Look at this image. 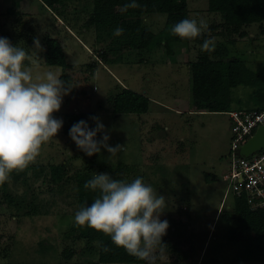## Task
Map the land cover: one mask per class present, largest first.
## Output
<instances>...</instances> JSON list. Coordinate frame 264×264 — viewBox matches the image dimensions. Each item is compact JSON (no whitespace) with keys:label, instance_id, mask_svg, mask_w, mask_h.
Masks as SVG:
<instances>
[{"label":"rangeland","instance_id":"374dc122","mask_svg":"<svg viewBox=\"0 0 264 264\" xmlns=\"http://www.w3.org/2000/svg\"><path fill=\"white\" fill-rule=\"evenodd\" d=\"M92 5L93 0H68L58 7V14L46 11L39 0H0V37L27 51L30 59L25 64L34 77L49 70L61 75V68L49 65L45 54V39L58 40L72 65L74 87L63 97L55 118L94 112L108 130V144L122 146L114 155L102 148L95 163L121 167L125 181L142 178L166 199L160 217L169 222L162 237L166 247L156 250L155 264H264L236 260L238 249L226 239L224 212L234 204L231 196L224 198L222 180L231 154L230 111L192 109L190 64L199 59L203 43L175 45L166 56V14L159 13L145 16L144 24L160 45L151 53L123 48L120 52L110 39L109 44L98 41L94 29L87 27ZM187 6L190 19L208 25L201 37L215 42L210 59H240L253 70L264 66V23L240 27V37L226 28L220 14L207 12L208 0H187ZM104 49L110 62L99 56ZM221 49L226 55L221 56ZM124 88L149 98L146 113L113 112L112 98ZM252 89L235 88L229 109L253 107ZM58 165H63L61 179L51 173ZM94 172L88 156L62 128L41 146L34 163L15 171L5 187L12 202L0 193V264L98 262V243L68 242L79 210L75 177ZM223 198L225 204L219 208ZM67 246L74 250L68 262L62 259Z\"/></svg>","mask_w":264,"mask_h":264},{"label":"trees","instance_id":"16d2710c","mask_svg":"<svg viewBox=\"0 0 264 264\" xmlns=\"http://www.w3.org/2000/svg\"><path fill=\"white\" fill-rule=\"evenodd\" d=\"M39 1L46 11L50 9L54 13L60 14L58 7L68 0ZM127 2L128 0H93L92 11L88 15L87 27L90 26L94 29L98 41L108 42L110 39L117 49L123 48L124 50H139L151 53L155 46L160 45V43L157 40L158 36L146 28L144 17L159 13L166 14L167 30L165 34L163 33L162 39L166 56L172 54L171 48L175 45L191 41L203 43L205 40L201 36L193 40H182L171 34L170 29L174 24L183 19H190L187 0H137L141 5L139 8H130L125 11L124 5ZM207 12L220 14L226 28H231L232 32H238V29L242 26L264 23V0H208ZM117 27L124 29L123 34L120 36L113 35ZM239 36L244 37V33H239ZM45 46L47 63L51 66L60 67L62 71L60 78L73 85L74 80L69 72L72 65L68 63L66 54L58 40L47 37ZM220 54L221 56L226 55L225 49H221ZM105 55V49L99 53L104 63L110 62L106 61ZM90 67H95V64ZM190 72L193 111L212 113L264 109V66L253 70L240 59L212 60L209 58V52L203 51L199 59L190 64ZM240 85L253 88L251 94L255 97L256 102H253L251 108L229 109L233 90ZM112 102L115 114H144L148 111L150 105L147 96L126 88L113 96ZM93 116L97 117L94 112L64 114L63 133L69 137V130L72 125L81 120L86 121L90 128H94L95 123L90 119ZM95 161L96 154L88 156V163L93 168L95 167L94 175L96 173H108L113 179L124 180L123 176L119 174L121 167L115 170L109 163H95ZM62 170L63 165L52 166L51 173L61 179ZM94 175L88 173L86 175L79 174L75 177L78 209L81 205H90L98 195V192L84 188V184ZM5 187L6 183L2 185L0 193L5 201L8 200L11 203L12 200ZM232 198L234 199L233 208L228 209L226 212L221 211V213L224 212L229 225L226 239L238 249L236 260L264 263V211H253L247 206L243 198ZM184 209L186 208L184 207ZM82 240L89 243H98V262L95 264L147 263L130 256L122 247H117L112 243L109 236L87 227L74 225L68 234L69 244H77ZM104 248H108V251H104ZM73 254V248L67 246L62 250V259L68 262Z\"/></svg>","mask_w":264,"mask_h":264},{"label":"clouds","instance_id":"9594fccd","mask_svg":"<svg viewBox=\"0 0 264 264\" xmlns=\"http://www.w3.org/2000/svg\"><path fill=\"white\" fill-rule=\"evenodd\" d=\"M140 6L137 0H128L124 10ZM207 27L203 20L198 23L196 19H183L170 31L182 40H191L201 36ZM123 32L122 27H117L113 35ZM214 49V40L203 41L202 51ZM28 59L24 48L0 37V186L10 180L14 170L23 171L34 163L41 146L56 137L63 120L55 118L54 113L74 87L52 70L34 77L25 64ZM90 119L94 128L84 120L78 121L70 128L69 137L87 156L100 153L102 148L114 155L122 146H110V135L103 123L96 116ZM84 188L98 195L90 205H81L75 212V225L103 233L130 256L155 264L156 250L166 247L162 237L169 228V222L160 219L166 207L165 197L142 178L128 182L113 179L108 173H96Z\"/></svg>","mask_w":264,"mask_h":264},{"label":"built area","instance_id":"2783aa9c","mask_svg":"<svg viewBox=\"0 0 264 264\" xmlns=\"http://www.w3.org/2000/svg\"><path fill=\"white\" fill-rule=\"evenodd\" d=\"M228 116L232 141L227 172L222 177L224 198H243L251 210L264 211V148L247 157L235 155V150L245 144L259 126L264 125V109L232 110ZM224 198L220 207L225 204Z\"/></svg>","mask_w":264,"mask_h":264},{"label":"water","instance_id":"95a60500","mask_svg":"<svg viewBox=\"0 0 264 264\" xmlns=\"http://www.w3.org/2000/svg\"><path fill=\"white\" fill-rule=\"evenodd\" d=\"M264 148V125L259 126L254 135L235 150L238 157H247L254 151Z\"/></svg>","mask_w":264,"mask_h":264}]
</instances>
